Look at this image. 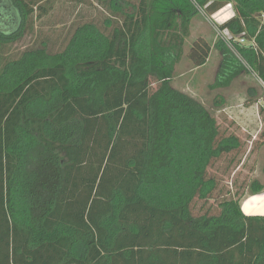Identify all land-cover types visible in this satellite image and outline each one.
I'll use <instances>...</instances> for the list:
<instances>
[{
	"label": "trees",
	"instance_id": "16d2710c",
	"mask_svg": "<svg viewBox=\"0 0 264 264\" xmlns=\"http://www.w3.org/2000/svg\"><path fill=\"white\" fill-rule=\"evenodd\" d=\"M43 1L0 0V264H264V216L241 212L264 185L221 194L209 171L240 140L171 83L192 2L208 16L232 4L220 30L255 39L237 51L264 83V0H94L112 15L58 50L30 41ZM216 45L211 90L245 71ZM187 49L201 68L212 47ZM214 193L215 214L193 215Z\"/></svg>",
	"mask_w": 264,
	"mask_h": 264
},
{
	"label": "rangeland",
	"instance_id": "374dc122",
	"mask_svg": "<svg viewBox=\"0 0 264 264\" xmlns=\"http://www.w3.org/2000/svg\"><path fill=\"white\" fill-rule=\"evenodd\" d=\"M192 4L195 5L193 2ZM38 6L41 9L35 10L32 23L34 35L30 41L35 40V35L38 40L47 39L50 50L62 48L68 35L78 25L94 23L101 26L112 15L94 0H44ZM10 9L8 11H14ZM4 19L5 13L1 20ZM15 25L11 24L5 29L12 31ZM198 36H202L212 47L208 62L201 68L193 67L186 58L187 48ZM218 41L211 25L197 12L191 22L184 56L175 67L171 83L174 88L202 103L212 113L222 136L234 134L240 140V149L223 156L209 171V175L218 180L221 194L227 196L240 187L245 192L253 179L264 185V89L244 65L243 74L227 87L216 90L209 88L220 62V54L216 48ZM17 47L21 49L23 45ZM219 200L217 193L205 202L195 200L192 203L193 215L215 214Z\"/></svg>",
	"mask_w": 264,
	"mask_h": 264
},
{
	"label": "built area",
	"instance_id": "2783aa9c",
	"mask_svg": "<svg viewBox=\"0 0 264 264\" xmlns=\"http://www.w3.org/2000/svg\"><path fill=\"white\" fill-rule=\"evenodd\" d=\"M194 7L197 12H199L204 17V19L211 25L218 40L221 41L228 48V50L237 58H239L242 64L250 70L249 66L241 59L237 51V47L247 46L256 51L257 45L255 39L251 38L248 40L244 36H234L229 34L227 31L220 30V26L231 18H233L235 15L232 4H227L221 10L211 16H208L204 12V10L198 7L196 4L194 5ZM259 20L264 23V12L260 14ZM257 80L259 81L261 87L264 89V83L259 79Z\"/></svg>",
	"mask_w": 264,
	"mask_h": 264
},
{
	"label": "crops",
	"instance_id": "0c3cea01",
	"mask_svg": "<svg viewBox=\"0 0 264 264\" xmlns=\"http://www.w3.org/2000/svg\"><path fill=\"white\" fill-rule=\"evenodd\" d=\"M241 212L245 216H264V189L260 193L244 197L241 202Z\"/></svg>",
	"mask_w": 264,
	"mask_h": 264
}]
</instances>
